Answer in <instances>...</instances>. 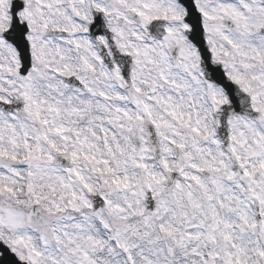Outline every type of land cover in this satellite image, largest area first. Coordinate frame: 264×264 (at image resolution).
Here are the masks:
<instances>
[{"label": "snow or ice", "instance_id": "obj_1", "mask_svg": "<svg viewBox=\"0 0 264 264\" xmlns=\"http://www.w3.org/2000/svg\"><path fill=\"white\" fill-rule=\"evenodd\" d=\"M0 264H264V0H0Z\"/></svg>", "mask_w": 264, "mask_h": 264}]
</instances>
